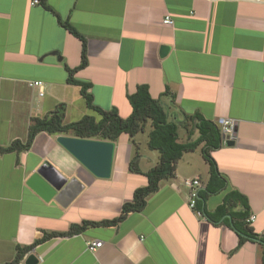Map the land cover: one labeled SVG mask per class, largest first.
Segmentation results:
<instances>
[{
  "label": "crops",
  "instance_id": "obj_1",
  "mask_svg": "<svg viewBox=\"0 0 264 264\" xmlns=\"http://www.w3.org/2000/svg\"><path fill=\"white\" fill-rule=\"evenodd\" d=\"M39 1L0 0V147L24 143L32 119L61 104L64 124L89 115L79 87L66 81L67 69L80 63L81 43L59 18L86 40L87 65L73 78L90 84L99 108L127 118V96L146 85L169 121L198 113L218 125L223 119L235 122L234 144L222 141L210 152L226 187L202 206L213 214L237 190L254 216L251 228L264 236V0ZM165 16L171 26L162 23ZM161 46L168 47L163 56ZM33 81L43 83L42 96L30 87ZM149 131L147 125L138 135ZM138 135L134 144L125 133L113 142L106 179L93 176L57 142L71 135L41 132L28 150L0 154V264H11L18 248L51 233L17 264L29 255L36 264H261L258 244L237 246V235L222 221L228 214L211 221L188 208L184 180L197 179L203 190L209 175L199 148L182 155L174 175L159 182L141 211L114 226L87 224L68 234L73 225L117 217L134 190L147 184L144 173L157 165L159 154ZM135 152L139 173L129 170ZM44 164L82 185L67 206L43 200L27 185ZM233 205L230 210L240 209ZM93 241L101 247L87 250Z\"/></svg>",
  "mask_w": 264,
  "mask_h": 264
},
{
  "label": "trees",
  "instance_id": "obj_2",
  "mask_svg": "<svg viewBox=\"0 0 264 264\" xmlns=\"http://www.w3.org/2000/svg\"><path fill=\"white\" fill-rule=\"evenodd\" d=\"M45 9L54 12L46 4ZM59 25L66 29L70 34L79 39L81 43L80 63L74 69H67L68 84L78 86L80 95L83 98L87 109L96 114L95 116L85 115L80 120L68 124L63 123L64 105L61 104L48 116L44 118H33L28 128L27 139L24 143L19 140L13 141L6 147H0V154L26 151L30 148L34 137L41 132L49 135L63 134L71 135L75 138L85 140H99L115 142L120 134L125 133L134 144L133 138L139 133H143L146 126H150L147 135V147L150 150L157 151L159 160L155 167L144 173L147 184L137 188L133 192L132 200L122 205L120 214L111 219L101 222H87L81 226L73 225L68 234L80 232L87 225H105L114 226L122 221L130 212H139L145 205V198L155 192L159 182L168 177H172L175 172V165L182 155L187 152L195 151L199 148L201 156L207 162L209 167V175L203 190H198L195 203V209L204 214L211 221H215L217 217H224L226 214L229 218L222 220L238 237V247L246 241L258 244L261 248V264H264V246L258 242H264V236H259L251 228L250 210L245 196L237 190H230L223 198L222 204L219 205L213 214L204 212L202 204L209 195L218 193L225 189L226 180L219 173L214 159L210 152L217 150L222 144V137L219 125L204 119L200 114L192 115L183 114L182 119L178 122L169 121L168 115L161 106L158 99H153L146 85H139L136 91L127 96L131 106V114L127 118H121L115 109L103 110L93 103L91 94L88 92L89 83L74 80L73 75L87 65L86 56V40L66 21L57 18ZM179 129H183L186 141L181 142ZM196 133L194 140H191L192 134ZM138 153L135 152L129 162V170L139 173L137 166ZM238 203L240 209H231L230 204ZM234 206V205H233ZM235 208V207H233ZM55 234H47L42 239L35 241L32 245L18 248L17 255L11 264H17L25 253L32 247L42 241L53 237Z\"/></svg>",
  "mask_w": 264,
  "mask_h": 264
},
{
  "label": "water",
  "instance_id": "obj_3",
  "mask_svg": "<svg viewBox=\"0 0 264 264\" xmlns=\"http://www.w3.org/2000/svg\"><path fill=\"white\" fill-rule=\"evenodd\" d=\"M168 47L161 46L160 56L165 55ZM236 128H233L235 134ZM57 142L75 157L93 176L109 178L113 156V143L99 140H85L75 137L59 136ZM234 140H228L225 145H233ZM43 200H55L61 206H67L81 192L82 185L76 179L67 180L49 164L38 168L27 180ZM264 246V242L258 240ZM37 259L29 255L25 264H36Z\"/></svg>",
  "mask_w": 264,
  "mask_h": 264
},
{
  "label": "built area",
  "instance_id": "obj_4",
  "mask_svg": "<svg viewBox=\"0 0 264 264\" xmlns=\"http://www.w3.org/2000/svg\"><path fill=\"white\" fill-rule=\"evenodd\" d=\"M40 4L39 0H31V5H38ZM162 23L164 25L171 26L173 24V21L170 19L169 16H165L162 20ZM264 81V79H263ZM30 87H34L38 89L39 96L43 95V83L40 81H33L30 84ZM235 126V122L231 119H223L219 123V128H220V133L222 137V141L226 142L228 140H233L234 138V133H233V128ZM184 185L189 189V195H188V201H187V206L188 208L193 211V213L198 217L202 218V214L200 211L195 209V203H196V198H197V192L200 187V183L197 179H185L184 180ZM250 222L254 220V216H250L248 219ZM102 242L101 241H93L87 243V250L89 251H94L96 248L101 247Z\"/></svg>",
  "mask_w": 264,
  "mask_h": 264
},
{
  "label": "rangeland",
  "instance_id": "obj_5",
  "mask_svg": "<svg viewBox=\"0 0 264 264\" xmlns=\"http://www.w3.org/2000/svg\"><path fill=\"white\" fill-rule=\"evenodd\" d=\"M88 112H89V115L96 116V114L94 112H92L90 110ZM179 132H180V135L183 136L184 132L183 131L181 132V129H179ZM137 138H147V137L145 134H140L137 136Z\"/></svg>",
  "mask_w": 264,
  "mask_h": 264
}]
</instances>
